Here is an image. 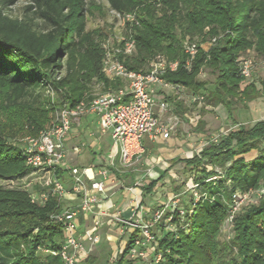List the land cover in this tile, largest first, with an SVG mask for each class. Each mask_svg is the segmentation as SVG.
I'll use <instances>...</instances> for the list:
<instances>
[{"label":"trees","instance_id":"trees-1","mask_svg":"<svg viewBox=\"0 0 264 264\" xmlns=\"http://www.w3.org/2000/svg\"><path fill=\"white\" fill-rule=\"evenodd\" d=\"M19 1L0 0V114L40 112L34 119L37 135L53 124L59 106H75L95 97L84 83L97 79L106 89L116 90L125 81L105 76V50L87 29V0H26L23 11L16 14L13 10ZM161 1L162 12L145 0H108L118 14L132 16L126 18L121 44L133 40L135 49L119 56L129 69L147 71L157 53L179 60L178 69L163 77L199 91L205 102L224 106L230 115L238 103L247 105L264 97V75L258 88L240 74L237 64V58L248 49L264 56V0ZM199 37L201 43H208L200 46L187 69L183 42ZM75 54L81 56L85 71L81 78L75 76ZM203 67L216 73L209 90L207 81L199 78ZM51 91L58 94L53 104L47 96ZM176 106L186 110L182 99L176 100ZM205 124L200 119L196 131H203ZM253 151L257 155L247 159ZM183 161L202 196L197 201L190 197L184 206L186 215L168 211L165 218L171 215L172 219L159 223L162 236H156L153 252L162 254L160 264H264V195L236 216L230 240L219 238L232 194L264 190V119L251 126L241 124L218 141L209 140L199 153ZM32 171L21 148L9 143L0 126V181L19 179ZM56 173L59 177L61 170ZM157 183L152 180L146 192L153 191ZM63 207L59 195L40 205L32 200L29 188L0 186V249L13 256L0 264H62L60 256L46 250L61 248L64 227L53 215ZM140 234L139 229L130 233L118 264L141 260L128 258ZM39 250L47 255L40 257ZM95 263L94 257L87 256L79 264Z\"/></svg>","mask_w":264,"mask_h":264},{"label":"built area","instance_id":"built-area-1","mask_svg":"<svg viewBox=\"0 0 264 264\" xmlns=\"http://www.w3.org/2000/svg\"><path fill=\"white\" fill-rule=\"evenodd\" d=\"M132 17L130 14L124 16ZM215 38L212 39V42ZM199 44L192 40L183 42V51L186 55L184 67L191 69L192 63L199 52ZM135 49L133 40H126L124 44H119L115 50L114 58L108 52L104 58L103 71L112 77H119L125 81V84L116 90L99 94L91 100H82L75 106L64 104L59 106L55 112L53 124L44 130H41L36 136H27L24 144L20 146L22 155L26 164L33 169L31 176L35 177L40 186L31 195L32 200L40 205H44L49 197L59 195L60 199L66 192L64 183L57 176V170L65 168L66 149L65 137L74 121L87 114H94L98 117V127L101 132H109L119 154V164L121 170H129L135 167L144 154L143 138L146 135L155 136L161 134L168 137L174 129L171 122H162L155 113L154 92L158 85L181 88L180 84H173L163 77L166 72L176 71L180 65L179 60H170L162 53H157L152 60L147 71H136L129 69L124 62L120 60L121 54L132 53ZM237 64L240 74L251 81L255 80L256 62L254 55L247 53L237 58ZM203 101L202 94H189L187 101ZM160 107L166 109L167 102H160ZM224 136V135H222ZM222 136L215 137L212 140L218 141ZM71 177L72 190L81 193L82 199L73 206H64L63 209L53 215V218L61 222L64 227L65 236L59 250L47 249L53 255L61 257L62 264H79L82 262L92 248L100 241L101 236L97 232H91L85 235V240L90 242L91 247L87 249L85 241L78 234L77 218L82 213L95 214L96 205L103 199L106 192L107 180L110 169L100 167L94 169L92 166L79 168L71 167L69 169ZM99 176L100 178H98ZM85 180H88V184ZM192 189L194 200L197 201L202 194L198 191V185L192 182L189 186ZM97 193H92V191ZM261 189L251 192L236 190L229 202V213L224 222L223 228L233 227L234 220L240 211L252 204L257 203L262 197ZM180 194L173 196L172 203L163 208L158 207L151 214L149 220L145 217L146 212L138 202L133 207L130 217L122 216L121 212L111 214V222L117 223L121 227V233L134 229L140 230V237L136 238L135 244L130 248L128 258H140L148 264H160L162 254L153 252V242L156 236H159L152 230L153 224H159L162 221L166 223L172 219L166 213L178 211L182 216L186 215L184 206H178ZM167 207V208H166ZM98 215L107 216L106 212H98ZM104 221L100 218L95 220V226H103ZM120 255L112 256L107 264H118Z\"/></svg>","mask_w":264,"mask_h":264},{"label":"crops","instance_id":"crops-1","mask_svg":"<svg viewBox=\"0 0 264 264\" xmlns=\"http://www.w3.org/2000/svg\"><path fill=\"white\" fill-rule=\"evenodd\" d=\"M197 92L199 91L195 92L185 86H181L178 89L161 85L156 87L154 92L155 113L162 122L173 123L174 129L168 137H164L161 134H157L154 137L146 135L142 140L145 150L144 154L141 160L135 164V167L129 170L120 169L117 148L110 133L99 130V122L96 115L87 113L80 120L72 123L65 137L66 165L65 168L60 169L61 173L59 175V179L64 183L66 189L61 199L63 206L76 205L82 199L81 193H76L72 190L69 174L71 167L84 168L92 166L94 169H99L100 167H108L110 169L106 192L102 194L104 196L103 199L96 205L95 214L82 213L76 220L78 225L77 235L83 238L87 249H90L91 244L85 240L86 234L97 232L101 236V241L92 248L89 256L96 248L98 252L106 251L108 243H112L110 247L115 251V241L117 236L121 235V227L117 223L111 222L112 213L121 212L122 216L130 217L133 207L140 202L141 207L146 212L145 217L150 218L153 209L152 205L162 199L160 195L156 197L158 193L156 190H160L161 185L164 183H175L182 173L185 175L186 172L190 171V168L186 166L183 160L191 158L195 153H199L208 144L209 141H205L207 132L195 131V128L201 119L205 121V128L208 129L211 112L202 113V106H193L194 103L187 101L189 94H201ZM177 99L183 100L185 111L183 107L176 106ZM163 101L168 104L166 109L160 107V102ZM175 160L179 161L174 162ZM97 177L100 178L99 176ZM189 179L192 181L191 176ZM152 180H157L158 183L153 191L148 193L145 187ZM85 181L87 184L89 183L88 180ZM33 187L35 190H40V186L37 184ZM92 193L97 192L93 190ZM101 211L106 212L107 216L98 215V212ZM100 217L104 224L97 228L95 220ZM101 243L107 244L106 249L99 247ZM97 262H100L98 258L95 264Z\"/></svg>","mask_w":264,"mask_h":264},{"label":"rangeland","instance_id":"rangeland-1","mask_svg":"<svg viewBox=\"0 0 264 264\" xmlns=\"http://www.w3.org/2000/svg\"><path fill=\"white\" fill-rule=\"evenodd\" d=\"M147 4L154 6L156 9H160L158 11L162 12L163 3L161 0H145ZM26 4V0H20L18 4L14 6V13L19 14L23 11V6ZM87 7H88V16H87V29L94 33L96 40L101 44V46L104 48L105 53H110L111 58H114L115 56V50L118 48L120 42L125 38V33L127 30V23H126V17L118 14L115 10H113L108 0H87ZM131 18V17H130ZM207 30V29H206ZM192 41H195L199 44V46L206 47L207 43H201L202 38L199 37L195 40L189 39ZM250 52L254 55V59L256 62V75L255 80L251 81L257 84L258 88H261V84L259 82V78H261L264 75V56L261 54H258L254 49H248ZM106 56V55H105ZM73 66L77 68V74H79V78L84 75L85 71L83 72L81 68V56L78 54H75L73 56ZM105 76L107 78H114L112 76H109L105 73ZM216 77V73L213 72L210 68H201L199 78L201 80L207 81L206 88L209 90L214 85V80ZM250 82L249 80H247ZM85 82V81H82ZM89 88L90 95L97 96L99 94H103L109 91H112L113 89H106L103 83L100 80L97 79H91L90 81L84 83ZM207 92V90H206ZM199 93V92H197ZM188 95V94H186ZM49 100L51 101L50 104H53V102H57L58 94L54 91H51L47 94ZM202 106L206 111L211 112V120L210 126L208 129L204 127L205 132H207L205 141H209L215 137H219L222 135H227L231 130H235L239 127V125L244 124L246 126H251L258 120L264 119V97L260 96L257 99L249 102L247 105H242L241 103H238L235 105V108L233 109V112L231 115L227 113V110L224 108V106L219 105L217 107H213L212 105H209L205 100L199 101L197 103H194L193 106ZM207 107V108H206ZM202 112V111H201ZM40 112L32 111L31 113L21 112V111H12L7 112L5 114H0V126L3 128L5 133L8 135V141L9 143L20 147L24 144V140L27 136H36L34 135L36 133L37 124L34 120L35 118L40 117ZM159 117V116H158ZM193 128H195L193 126ZM198 127L195 128V131ZM145 138V137H144ZM143 138V139H144ZM211 138V139H210ZM257 155L256 151H253L249 154H247V159H252ZM191 172L188 171L185 173H182V175L179 177V179L175 183H164L161 185L160 190H156L157 196H161V201H156L152 205V213L155 211L158 207H165L167 205H170L172 203V197L176 196L177 194H180L181 200L178 201V206H187L190 200V197L193 195L192 189H189L190 185L192 184V181H190ZM180 175V174H179ZM190 175V176H189ZM35 184L39 185L37 183V180L35 177L30 175H27L25 177L14 179L11 181H0V186L8 187V188H18V189H27L29 188V191L31 195L35 194V188L33 187ZM262 193L264 195V190L261 188ZM198 191L200 192V188H198ZM167 208V207H166ZM151 216V215H150ZM149 220V218H148ZM120 226V225H118ZM152 230L159 236H162V233L160 231L159 224H153ZM130 235L129 231H125V233H121V235L117 236V240L115 241V251L112 248V243H108L109 250L106 249V243L99 244V247L105 248L106 251L98 252L97 248L93 253L90 255L94 257L96 260L99 259L100 262H97V264L105 263L107 264L109 259L112 256L121 255V252L123 251L125 244L127 242V239ZM234 235V231L228 227L223 228V231L220 235L221 241H228L230 240ZM112 241V240H111ZM104 244V245H103ZM24 249V246H22ZM5 249H0V261H11L13 259L12 254L7 253V251H4ZM47 255L43 250H39V256L44 257ZM109 255V256H108ZM136 264H142L141 260H136ZM125 264V263H124Z\"/></svg>","mask_w":264,"mask_h":264}]
</instances>
